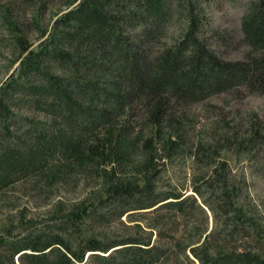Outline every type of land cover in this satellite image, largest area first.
<instances>
[{"label":"trees","instance_id":"obj_1","mask_svg":"<svg viewBox=\"0 0 264 264\" xmlns=\"http://www.w3.org/2000/svg\"><path fill=\"white\" fill-rule=\"evenodd\" d=\"M62 7L50 28L41 31L45 37L37 47H23L18 65L0 85V191L33 173L58 185L94 165L100 186L90 202L69 208L58 203L57 216L42 228L0 233V264H170V257L199 264H264L255 214H248L230 177L219 174L216 159L209 168L215 183L209 185L218 204H203L212 213L221 211L225 223L230 216L235 226L247 220L243 231L252 248L205 250L193 240L175 248L163 244L159 219L152 224L158 228L153 244L150 238H97L88 230L89 222L106 212L120 218L151 208L155 214L165 210L186 217L189 201L202 209L192 196L161 188L159 170L147 174L135 150L137 132L125 123L145 100L144 128L156 135L164 120L170 123L176 115L169 97L197 101L238 86L264 92V0L251 1L242 18L251 52L235 61L223 60L202 39V0H65ZM2 15L14 25L7 10ZM173 15L183 19V31L154 48ZM118 119L122 123L116 134L111 131L109 150L95 159L85 150L86 135ZM174 134H164L162 158L180 149ZM202 149H194L195 159ZM198 189L194 185L200 195Z\"/></svg>","mask_w":264,"mask_h":264},{"label":"rangeland","instance_id":"obj_2","mask_svg":"<svg viewBox=\"0 0 264 264\" xmlns=\"http://www.w3.org/2000/svg\"><path fill=\"white\" fill-rule=\"evenodd\" d=\"M64 1L0 0V85L18 65L17 58L23 47L27 50L36 48L45 37L41 31L49 29L53 20L64 10V7L59 9ZM251 1L202 0L205 20L201 37L225 61L244 59L251 52L241 29L242 18ZM6 10L11 14L14 25L4 21L2 12ZM183 28V19L173 15L162 34L154 39V48L160 46L159 42H173ZM169 99L176 115L170 123L164 120L159 134L148 135L145 131L147 123L141 109L145 100L136 105L134 115L125 123V127L134 128L137 132L139 145L135 150L138 160L142 161L141 166L149 168L146 169L147 174L153 168L159 170L157 178L161 188L173 189L183 197L192 196L202 209L189 201L186 217L165 210L155 214L149 211L151 208L128 211L120 218L106 212L103 218L89 222V233L97 238L114 240L150 238L153 244L158 228L152 224L154 219H159L165 238L163 244L175 248L185 245L186 240H193L196 242L193 246L205 250L218 249L219 246L224 249L252 248L254 243L243 231V223L247 225V220L241 219L235 226L236 219L230 216L226 217L228 223H225L221 211L216 209L212 213L203 202L215 208L218 204L214 193L216 189H211L209 185L215 183L209 168L216 159L214 163L219 165V174L221 172L222 176L227 174L230 177L248 214H255L259 239L262 240V237L264 240V92L238 86L197 101L181 102L175 100L176 97ZM121 123L118 119L113 121L112 126L87 134L85 150L95 159L102 158L114 141L113 133L116 134ZM168 132H175V148L180 149L172 151L170 158H162L164 134ZM145 148H151V151ZM195 148L204 149L196 159L193 155ZM146 160L148 162L143 164ZM50 166L51 163L47 165ZM95 166L86 174L72 172L58 185L51 184L45 175L33 173L3 188L0 191V233L44 227L52 217L57 216L58 203L62 208H69L82 200L92 201L100 186ZM194 185L199 188L200 195L194 192ZM169 263L199 264L197 260L191 263L182 257H170Z\"/></svg>","mask_w":264,"mask_h":264}]
</instances>
